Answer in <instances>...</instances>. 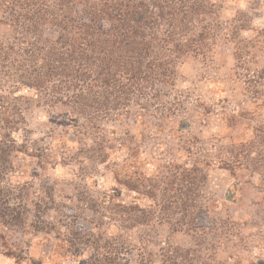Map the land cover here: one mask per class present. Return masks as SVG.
<instances>
[{"label": "trees", "instance_id": "obj_1", "mask_svg": "<svg viewBox=\"0 0 264 264\" xmlns=\"http://www.w3.org/2000/svg\"><path fill=\"white\" fill-rule=\"evenodd\" d=\"M219 9V0H0V23L20 36L16 43L0 41L1 256L21 259L7 242L12 231L34 237L56 231L43 220L41 201L34 205L30 218L25 203L29 185L16 174L17 157L41 163L52 157L47 152L55 139L48 142L49 149L33 148L36 144L21 136L33 110H41L52 120L60 116L72 129L73 138L85 137L87 127L96 137L98 119L119 124L130 118L142 121L149 109L166 104L177 67L187 59L210 62L218 44L231 47L240 71L237 78L251 104L264 110V66L248 67L256 65L254 50L264 54V27L253 28L242 12L222 21ZM254 144L250 139L236 145L235 158L250 157ZM235 163L243 166L239 160ZM257 163L264 164V149L254 162V172L260 167ZM112 179L128 192L136 189L129 181ZM175 181L166 183L163 192L174 190ZM182 181L187 182L186 178ZM160 184H165L164 177L158 179V186L145 191L149 201L145 206L133 200L118 201L110 192L91 200L86 208L96 215L90 222L92 228L69 231L62 239L55 232V238L66 245L69 263L151 264L143 255L136 260L126 258L120 239L124 231L136 226L174 224L173 233L196 234L199 216L192 210L196 206L189 199L157 198L154 191L161 189ZM196 253L170 247L160 251L159 263L222 264ZM255 264H264V259Z\"/></svg>", "mask_w": 264, "mask_h": 264}, {"label": "rangeland", "instance_id": "obj_2", "mask_svg": "<svg viewBox=\"0 0 264 264\" xmlns=\"http://www.w3.org/2000/svg\"><path fill=\"white\" fill-rule=\"evenodd\" d=\"M219 4L222 21L242 12L253 28L264 27V0H219ZM17 33L0 23L1 42L16 43ZM253 54L256 65L248 67L260 69L264 54L256 50ZM235 66L231 47L222 44L210 62L185 60L176 69L165 105L149 109L142 121L130 118L119 124L98 119L96 137L87 127L85 137L73 138L60 116L52 120L41 110L30 112L21 136L34 142L33 148L49 149L48 142L55 139L47 152L52 156L48 163L15 159L17 176L29 185L25 203L30 218L41 201L43 220L53 224L62 239L69 231L92 228L96 215L86 208L91 200L110 192L118 201L145 206L149 201L143 194L164 177L165 184L154 191L156 197L189 199L196 206L192 210L199 216V229L190 235L173 233L174 224L136 226L120 239L127 259L143 255L151 264H160V251L170 247L196 250L195 255L222 264H255L264 259V164L257 163L259 169L252 171L264 149V110L251 104ZM250 139L255 143L252 155L236 159V145ZM237 160L243 166H237ZM113 177L129 181L136 189L126 191ZM174 178V190L163 192ZM173 194L176 197L171 199ZM55 232L35 237L8 233V245L21 259L0 255V264H68L66 245L55 238ZM88 257L84 253V260Z\"/></svg>", "mask_w": 264, "mask_h": 264}]
</instances>
